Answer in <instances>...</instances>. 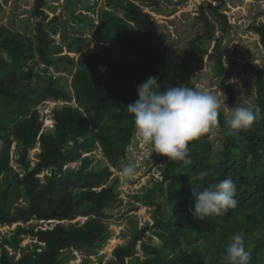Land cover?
<instances>
[{
  "label": "trees",
  "instance_id": "obj_1",
  "mask_svg": "<svg viewBox=\"0 0 264 264\" xmlns=\"http://www.w3.org/2000/svg\"><path fill=\"white\" fill-rule=\"evenodd\" d=\"M39 2L41 4L43 0ZM40 4L36 13L43 15ZM110 5L123 9L124 17L107 11L94 36L100 41L121 43L137 60L124 65L110 52L82 53L78 61L70 55L59 57L70 65L72 71L77 67L73 73V93L60 87L56 81L46 79L33 67H26L36 49L44 64L59 67L60 63L51 54L61 52L62 48L53 47V39L42 21L36 23L33 36L0 28V131H8L18 140L21 162L26 166L24 176L6 173L0 182V225L28 223L33 219L57 221L50 228L37 231L19 226L12 247L17 248V236L23 233L33 235L42 245L19 260L9 256L4 248L0 264H63L62 250L88 247L104 240L107 230L102 218L106 209L117 200L114 187L104 186L112 172L110 168L83 167L76 170L67 165L80 160L82 150L97 142L113 166L126 156L135 129L133 118L125 108L138 98L136 86L149 76L158 78L161 91L168 86L195 87L191 80V54L199 47L191 44V51L187 53L174 46L161 47L157 43L161 34L151 13L132 0H110ZM219 6L207 1L201 4L200 18L206 26L203 36L207 39L214 37V25L206 9L217 16L221 14ZM221 21L225 28V15ZM257 30L264 44V23ZM88 40L86 37L76 38L69 47L73 49V44L83 46ZM2 51H6L8 58ZM236 54V50L221 49L217 45L215 60L222 78L220 86L229 92L230 73L224 58L231 60ZM101 66L106 70L100 71ZM237 66L256 76L257 102L262 119L255 120L254 128L228 135L223 129L225 114L220 111L218 124L223 149L215 160L207 140L208 132L190 142V162L179 161L184 172H174L176 162L168 161L163 183L168 185L172 216L158 220L153 228L160 230L158 237L172 252L170 257L166 258L163 250L143 241L150 231L149 227H144L126 246L115 249L116 260L111 264H126V257L135 253L138 241H142L147 257L137 264H211L204 260L200 249L188 251L182 246H192L201 240L214 242L221 230L225 232L224 244H228L234 234H245V240L250 239V243H246L252 256L250 264H264V239L253 236L256 231L264 232V68L248 63ZM38 78L44 83H39ZM73 98L80 109L71 105L55 109L56 133L41 132L38 105L46 100ZM37 139L41 141L42 151L39 161L31 168L27 157ZM8 165V154L0 155V175ZM46 170L51 174L42 181L38 175ZM223 179L234 182L237 206L223 216L206 217L202 221L195 219L190 211L194 210V194ZM22 196L28 204L16 205ZM78 216L89 217V220L81 225L63 223Z\"/></svg>",
  "mask_w": 264,
  "mask_h": 264
},
{
  "label": "rangeland",
  "instance_id": "obj_2",
  "mask_svg": "<svg viewBox=\"0 0 264 264\" xmlns=\"http://www.w3.org/2000/svg\"><path fill=\"white\" fill-rule=\"evenodd\" d=\"M42 1V0H41ZM140 5L145 11L152 14L161 38L157 43L163 46H174L183 53L191 51V44L199 47V50L192 51L191 80L195 86L203 85L208 90L216 94L222 101L221 112L226 114L227 110L236 105H254L257 108L256 76L238 64H250L254 67L264 68V44L261 41L258 26L264 23V0H132ZM205 1L213 6H221V14L214 15L211 10H207L213 28V38L207 39L203 36L206 26L200 18V7ZM215 2V4H214ZM39 0H0V28L5 27L13 32L23 33L33 36L34 27L37 22L42 21L46 32L53 39V47H61V52H52L51 56L58 60L59 67L44 64L38 49L34 50L33 56L27 61L26 67H33L37 73L42 74L46 79L56 81V83L73 93V71L66 61L59 60L63 55H70L78 61L82 53L94 55L96 53L110 52L122 64L128 65L137 60V57L119 42L100 41L94 35L97 25L107 11L119 14L124 17L123 9L112 8L110 0H43L40 10L43 15L36 13ZM225 15V28L221 21ZM86 37L87 44L80 46L69 45L76 38ZM217 45L221 49L236 50L237 54L231 60L224 58V64L230 73L228 85L230 92L223 90L220 86L222 78L218 74V66L215 56L217 55ZM60 50V49H59ZM7 57L6 51H2ZM237 64V65H236ZM66 68V69H64ZM39 83H44L40 78ZM113 81V80H111ZM114 88V86L110 85ZM118 88V86H116ZM233 98H230V96ZM71 105L78 108L75 98L63 100H46L38 105L41 132L55 131V121L53 112L55 109H62ZM259 111L258 119H262ZM253 123L250 128H254ZM196 140V139H195ZM193 140V141H195ZM212 148V159L215 160L218 153L223 149V138L221 126L217 124L209 130L207 139ZM72 145V144H71ZM42 151L41 141L37 139L31 147L27 162L33 168L39 161ZM8 154L9 165L0 175V182L6 175L22 177L26 173L25 165L21 162V146L18 140L8 131H0V155ZM129 163L137 167V174L131 179L120 176L121 165ZM168 163L166 157L153 153L148 155L147 146L140 143L136 137L133 138L127 147L126 156L120 159L116 166L111 165L99 143L82 150V158L67 166L76 170L87 167L88 169L110 168L112 174L104 186H113L117 193V200L112 207L106 209L105 217L102 218L106 226L107 237L88 247H70L62 250L60 257L63 264H111L116 260L115 249L126 246L144 227H149L143 241L153 244L163 250L165 257H170L172 252L164 247L163 241L158 237L160 230L153 228L160 219H170L172 216V204L168 200V185L163 183L164 169ZM65 166V168L67 167ZM174 172L183 171L181 162L176 161ZM184 172V171H183ZM7 173V174H6ZM49 171H43L38 176L42 181L50 175ZM159 185V186H158ZM156 188L154 191L153 189ZM100 189V188H99ZM22 192L23 189H20ZM153 194V195H152ZM152 196V197H150ZM27 205L28 201L22 196L16 205ZM89 220V217L78 216L74 220L63 221L67 226L81 225ZM57 221L33 219L28 223L15 222L12 225H0V258L3 249H7L9 256L19 260L22 256L32 252L34 248L42 243L29 233L18 235L17 248L12 247L11 242L19 226L26 229L50 228ZM225 232L221 230L215 237L214 242L200 241L192 246L183 245L182 248L188 251L200 249L204 253V260L211 264H223L225 254L224 244ZM245 237L246 235L243 234ZM256 238L264 239L263 230L253 234ZM223 242V245H221ZM247 244L250 243L248 238ZM247 246V245H246ZM248 248V247H247ZM147 257L142 241L136 244V251L133 255L126 257V264H137ZM252 260V256H251ZM1 263V259H0Z\"/></svg>",
  "mask_w": 264,
  "mask_h": 264
},
{
  "label": "clouds",
  "instance_id": "obj_3",
  "mask_svg": "<svg viewBox=\"0 0 264 264\" xmlns=\"http://www.w3.org/2000/svg\"><path fill=\"white\" fill-rule=\"evenodd\" d=\"M100 71H105L102 66ZM138 98L125 109L132 116L136 139L147 146L148 155L166 157L169 162H190L189 144L209 132L218 123L223 101L203 85L168 86L160 90L158 78L149 76L136 86ZM260 109L254 105L231 106L223 121L228 134L247 130L258 117ZM134 164L121 165L120 176L131 179L137 174ZM237 188L231 179H223L194 194L195 219L223 216L237 206ZM51 222V221H50ZM223 264H250L251 251L243 234L231 237L225 247Z\"/></svg>",
  "mask_w": 264,
  "mask_h": 264
},
{
  "label": "built area",
  "instance_id": "obj_4",
  "mask_svg": "<svg viewBox=\"0 0 264 264\" xmlns=\"http://www.w3.org/2000/svg\"><path fill=\"white\" fill-rule=\"evenodd\" d=\"M214 4H215V2H214Z\"/></svg>",
  "mask_w": 264,
  "mask_h": 264
}]
</instances>
